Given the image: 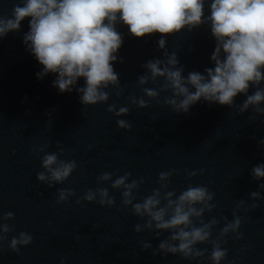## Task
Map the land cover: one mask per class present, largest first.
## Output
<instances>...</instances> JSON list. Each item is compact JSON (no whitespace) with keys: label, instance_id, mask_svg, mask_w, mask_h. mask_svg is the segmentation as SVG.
Returning <instances> with one entry per match:
<instances>
[{"label":"water","instance_id":"95a60500","mask_svg":"<svg viewBox=\"0 0 264 264\" xmlns=\"http://www.w3.org/2000/svg\"><path fill=\"white\" fill-rule=\"evenodd\" d=\"M212 2L200 24L168 34L136 37L118 18L117 80L99 87L106 99L95 103L83 102L82 77L61 92L56 74L38 75L30 17L0 36V264H264V177L255 173L264 168V99L249 103L264 95V67L231 104L201 98L187 111L167 74L147 67L207 77L218 46ZM24 4L0 0V19ZM68 165L66 177L53 176ZM191 189L206 196L184 204L195 210L186 225L160 228L136 210L158 200L152 212L168 221ZM193 230L206 238L180 250L185 241L174 237Z\"/></svg>","mask_w":264,"mask_h":264},{"label":"clouds","instance_id":"9594fccd","mask_svg":"<svg viewBox=\"0 0 264 264\" xmlns=\"http://www.w3.org/2000/svg\"><path fill=\"white\" fill-rule=\"evenodd\" d=\"M203 8L204 0H25L23 7L14 8L13 19H0V36L18 29L21 22L30 17V32L25 39L43 66V72L38 75L56 74L54 86L61 92L70 90V86L82 77L86 84L81 89L84 92L83 102L95 103L106 99L98 92L99 87L117 80L111 61L116 59L114 53L122 44L114 26L118 18L129 26L132 34L143 37L157 32L172 33L186 25H198L204 16ZM208 19L211 20V30L218 46L212 56L216 66L214 70H207V77L191 73L185 81L181 70L169 71L165 68L161 71L159 61L147 65L154 76L167 74L176 94L184 97L179 107L185 111L201 98L229 105L238 93L248 89L249 82L262 79L264 0H213ZM164 43L161 39L160 46L163 47ZM221 51L223 59L220 58ZM169 63L174 65L175 58ZM187 85L194 87L195 92H190ZM262 99L264 95L257 92L249 97V103ZM55 159L54 156L47 157L45 165L53 164ZM71 167L68 165L57 170L53 176L56 179L66 177ZM255 173L264 177V168H256ZM122 183L123 180H118L117 186ZM205 196L204 189L185 192L180 197L175 214L168 221H164L163 209L152 212L158 200L148 199L143 205H137L136 210L140 212L143 208L149 211L160 222L157 225L160 228L177 227L188 224L189 216L195 211H185L184 204L202 201ZM206 235L202 230L191 233L181 231L174 238L185 241L180 244V250L185 251L191 243L204 240ZM223 255L219 250L214 252L217 261Z\"/></svg>","mask_w":264,"mask_h":264}]
</instances>
